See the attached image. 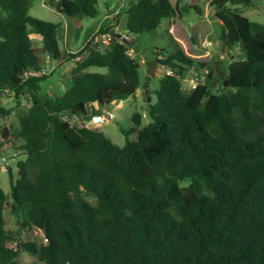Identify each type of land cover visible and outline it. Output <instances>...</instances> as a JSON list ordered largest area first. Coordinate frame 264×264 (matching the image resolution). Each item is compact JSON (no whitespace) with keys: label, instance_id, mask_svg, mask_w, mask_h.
<instances>
[{"label":"trees","instance_id":"obj_1","mask_svg":"<svg viewBox=\"0 0 264 264\" xmlns=\"http://www.w3.org/2000/svg\"><path fill=\"white\" fill-rule=\"evenodd\" d=\"M98 1L51 0L69 18L97 17ZM252 4L214 0L211 16L231 57L219 93L212 89L215 64L192 59L169 32L176 52L158 63L173 74L161 78L157 101L148 104L150 122L143 126L136 113L120 147L70 121L101 115L140 87V63L115 28L100 29L114 36L104 51L86 44L71 53L60 47V24L30 14L31 0H0V94L16 102L0 104V130L14 113L19 121L0 151L18 143L25 156L12 201L0 181V264H18L21 252L45 264H264V25L240 10ZM199 7L132 1L116 24L125 13L128 33L154 32L176 12L203 14ZM29 27L42 48L34 49ZM235 48L242 58L228 53ZM48 54L59 64L76 62L62 94L41 91ZM194 70L208 73L186 91L184 73ZM8 209L18 230L7 229ZM33 228L46 244L22 241Z\"/></svg>","mask_w":264,"mask_h":264},{"label":"rangeland","instance_id":"obj_2","mask_svg":"<svg viewBox=\"0 0 264 264\" xmlns=\"http://www.w3.org/2000/svg\"><path fill=\"white\" fill-rule=\"evenodd\" d=\"M132 1L138 0H99L97 4L98 16L95 18L76 17L69 18L57 11V6L54 8L51 0H31L30 14L38 19L50 21L60 24L59 42L62 50H67L65 40L68 38L71 42V50L76 51L86 44V37L95 31L101 23H104V16L107 12L116 10L120 5L126 7ZM157 1V0H153ZM176 4L177 0H172ZM214 0H202L198 4V0H179V9L183 6H198L203 9V14L199 15L195 10L189 13H181V20L178 18L173 25L178 26L175 29V37L180 41L182 48L186 51L192 59L206 63L213 62L215 64L214 77L212 89L214 93H219L222 88L223 77L222 74L227 72L231 57L224 54L222 51L223 42L221 41V30L218 21L211 16L214 11ZM243 15L251 21L264 25V0H253L250 8H240ZM122 11V10H121ZM175 17L178 16L179 12ZM5 15L0 7V16ZM172 18H167L162 21L158 29L154 32H145L143 34H130L126 31V22L128 15L124 14L123 19L117 22L118 34L127 36L130 43H127L129 53L140 63V87L135 95L131 98L122 101L121 107L117 104H112L109 108L102 109L101 115H106L108 112L116 111V121L110 120L108 122H101L97 126V130L103 132L116 145L123 147L127 141L123 130H129L133 127L132 118L136 113L144 115L143 126L147 125L150 120L146 117L148 114L149 100L152 103L157 101V92L160 90L161 78L170 72V68L163 67L158 63L159 59L166 58L168 55L176 52V44L173 38L169 35V22ZM69 27V29H68ZM30 39L34 49H40L44 43L42 38L29 27L28 30ZM90 37V36H89ZM87 38V40L89 39ZM107 46H102L104 51ZM158 53L161 56H158ZM235 55L236 59L242 58L239 48L228 52ZM48 60V56H46ZM49 72V76L41 83V91L44 94L57 95L64 93L71 86V79L69 73H65L67 66L56 67ZM70 65V63H69ZM47 69V67H46ZM94 72L106 74L107 68H93ZM206 70H194L184 73L183 79L188 83L198 81V76H202L201 80L205 79ZM222 73V74H221ZM229 85V84H227ZM149 92L145 95L144 92ZM187 91V90H186ZM0 104L6 108H14L16 102L13 97L7 93L0 94ZM79 119V116L74 117ZM83 124V123H81ZM80 124V125H81ZM3 130L8 128L9 135L3 138V130H0V142L11 137L12 133L19 130V121L17 115L14 113L5 124H1ZM96 129V128H95ZM136 134L131 135L130 139L135 140ZM18 143L8 144L0 151V181L1 186L6 194L8 200L12 201V182L16 183L18 179V162L25 159V156L17 149ZM190 180L182 181L181 187H187ZM9 201V202H10ZM91 201V200H90ZM8 221L7 229L18 230L20 225L18 218L13 215L10 209L5 213ZM22 241L36 242L38 244H46L47 239L43 232L38 228L25 230L22 233ZM12 246L16 247L14 243ZM45 264L39 262L36 256L27 252H21L18 257V264Z\"/></svg>","mask_w":264,"mask_h":264},{"label":"built area","instance_id":"obj_3","mask_svg":"<svg viewBox=\"0 0 264 264\" xmlns=\"http://www.w3.org/2000/svg\"><path fill=\"white\" fill-rule=\"evenodd\" d=\"M123 7L124 6L120 5L117 10L112 11V12L109 11L106 14V21L108 22L107 26L109 28H115L116 29V26H117L116 20H117V17L119 16L121 10L123 9ZM122 37H124V36H122ZM113 38H114V36H113V33L111 31L102 33L99 30L89 37L86 44L90 45L93 48L100 49L102 46H107L109 43H111ZM79 59L80 58H78L77 60H79ZM206 73H208V71H206ZM168 74L172 75L173 72L170 70V72H168ZM197 78H198V81L191 82V83H188L186 80L183 79V84H184L185 90L191 91L193 89H196L199 82H201V78L200 77H197ZM25 104L30 105L29 102H25ZM115 114L116 113L108 112L105 116L104 115L93 116L90 119H84L82 122L83 123L82 125L90 128V129H94V126L100 125L101 122H108L110 120H115Z\"/></svg>","mask_w":264,"mask_h":264},{"label":"crops","instance_id":"obj_4","mask_svg":"<svg viewBox=\"0 0 264 264\" xmlns=\"http://www.w3.org/2000/svg\"><path fill=\"white\" fill-rule=\"evenodd\" d=\"M171 2L173 3V5H178L179 4V0H177V2H176V4H174V2L171 0ZM198 2L199 3H202V0H198ZM128 6V4L126 5V7ZM179 6V5H178ZM125 7V8H126ZM124 7H123V9H125ZM118 9V8H117ZM116 9V10H117ZM122 9V10H123ZM115 11V10H114ZM60 13V12H59ZM61 14V13H60ZM106 14H107V12L105 13V16H104V20H105V22L104 23H101V25H99L98 26V28H96L95 29V31L93 32V33H91V35H93L94 33H96L97 31H99L102 27H104V26H107L108 25V22L106 21ZM124 14L125 13H122V15H121V17L119 18V22L121 23V21H122V19H123V16H124ZM63 15V14H62ZM127 15V14H126ZM181 14L179 13L178 14V16L177 17H172V19H171V21L169 22V25H168V27H169V32L174 36V38L176 39V37H175V35H176V33L174 32L175 31V29H177L178 28V26H175V25H173V23H175L176 22V19L178 18L179 20H181L182 18H181ZM120 23H119V25H120ZM119 25L117 26V28L115 29V31L117 32V34H118V27H119ZM68 29H69V27H68ZM90 34L86 37V42H87V38L89 37V36H91ZM120 35V34H119ZM222 35V34H221ZM124 36V35H123ZM125 39H129V38H125ZM177 40V39H176ZM178 41V40H177ZM131 42V40H129V43ZM179 43H180V41H178ZM65 44H66V46H67V50L66 51H68V52H71V53H76V52H78V51H80L81 49H83L84 47H85V45L86 44H84L80 49H78V50H76V51H73V50H71V42H70V40H68V38L65 40ZM181 44V43H180ZM127 45V44H126ZM99 50H101L102 51V47L99 49ZM186 52V51H185ZM130 55H131V53H129ZM46 56H48V55H46ZM132 56V55H131ZM133 57V56H132ZM50 63V65H51V69H53L54 68V63H53V61L50 59V62L46 59V67H48V64ZM69 63H70V65H69ZM69 63H63V64H59L58 62H56L55 61V64H56V67L55 68H57V67H61V66H67V68H66V71H65V73H70L71 71H72V69L75 67V65H76V62L75 61H73V62H69ZM166 68V67H165ZM167 68H169V67H167ZM91 71H93L92 69H91ZM148 93V91L147 90H145V92H144V94L146 95ZM149 100V102H150V99H148ZM118 103V102H117ZM117 103H112V104H117ZM118 105V107H121V105H122V102H120L119 104H117ZM113 113H116V111H113ZM115 116H116V114H115ZM116 118V117H115ZM84 119H90V117H87V118H79V119H75V118H72V119H70V121L73 123V124H77V125H80L82 122H83V120ZM114 121H116V119L114 120ZM99 126V125H98ZM96 128V130H97V126H94V129Z\"/></svg>","mask_w":264,"mask_h":264},{"label":"water","instance_id":"obj_5","mask_svg":"<svg viewBox=\"0 0 264 264\" xmlns=\"http://www.w3.org/2000/svg\"><path fill=\"white\" fill-rule=\"evenodd\" d=\"M63 9L62 5L61 4H58L57 6V11L61 12ZM116 38L118 40H121L123 44H127L129 43V39H125L126 37H122V35H117ZM50 59H51V56L48 54V61L50 62ZM51 70V65L50 63L48 64V67H47V71H50ZM228 83H226L225 85H227ZM113 103H117V101H114ZM9 135V131H8V128L5 127L4 130H3V133H2V136L3 138H7Z\"/></svg>","mask_w":264,"mask_h":264},{"label":"clouds","instance_id":"obj_6","mask_svg":"<svg viewBox=\"0 0 264 264\" xmlns=\"http://www.w3.org/2000/svg\"><path fill=\"white\" fill-rule=\"evenodd\" d=\"M125 37V36H124Z\"/></svg>","mask_w":264,"mask_h":264}]
</instances>
